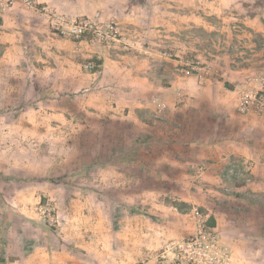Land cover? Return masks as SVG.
<instances>
[{
    "label": "crops",
    "instance_id": "crops-1",
    "mask_svg": "<svg viewBox=\"0 0 264 264\" xmlns=\"http://www.w3.org/2000/svg\"><path fill=\"white\" fill-rule=\"evenodd\" d=\"M37 1L116 19L131 47L58 34L22 4L0 17V264H158L145 254L192 233L199 205L237 264H263L234 210L264 207V115L238 113L234 82L264 67V0ZM200 57L221 80L180 71ZM57 135L96 158L41 161Z\"/></svg>",
    "mask_w": 264,
    "mask_h": 264
},
{
    "label": "built area",
    "instance_id": "built-area-1",
    "mask_svg": "<svg viewBox=\"0 0 264 264\" xmlns=\"http://www.w3.org/2000/svg\"><path fill=\"white\" fill-rule=\"evenodd\" d=\"M17 4H22L32 10L46 15L52 29L58 34L71 38L83 37L86 34L106 45L118 44L124 50L131 47L130 40L125 35L116 19L102 20L100 12L94 16L73 17L57 11L47 4L37 0H0V17ZM170 57L168 53H164ZM189 70L195 73L199 82H204L215 73L210 66L198 61L183 64L180 71L187 74ZM237 97V111L241 115H264V69L250 75L234 85ZM177 103L185 101L183 89H177L174 95ZM153 103L159 113L166 111V100L154 96ZM192 169L201 177L205 167L193 164ZM194 230L187 236L169 241L162 249L149 251L144 260H155L158 264H237L234 256L233 242L210 224V215L199 209L192 210Z\"/></svg>",
    "mask_w": 264,
    "mask_h": 264
},
{
    "label": "rangeland",
    "instance_id": "rangeland-1",
    "mask_svg": "<svg viewBox=\"0 0 264 264\" xmlns=\"http://www.w3.org/2000/svg\"><path fill=\"white\" fill-rule=\"evenodd\" d=\"M85 37L88 38H93L91 35L86 34ZM209 42V41H206ZM218 44H222L221 46L224 47L226 45V42L221 41ZM230 45H227V50L229 49V51L231 50H236V54L235 55V60L232 62L235 63H239L240 61L242 62H246L248 61L251 57L249 56V54L247 53L246 50L244 49H240L237 45L235 41H231L229 43ZM204 46V45H203ZM206 46V47H205ZM204 48H201L199 51V53H204V52H208L209 46L211 47V44H205ZM218 46V45H216ZM231 49V50H230ZM217 53H218V49H214ZM197 51V52H198ZM206 52V53H207ZM217 53H215V55H213V57L217 56ZM212 57V56H210ZM201 58V57H200ZM200 58H196V61H200V63H204L206 65H210V67L212 65H214L213 63H211L210 60H208V58L206 59H200ZM251 60V59H250ZM255 62L254 60H252V63ZM254 64V63H253ZM254 69V68H253ZM264 69V67L262 69L259 70H252L251 72H247L246 75L242 78H246L250 75H253L255 73H258L260 71H262ZM188 75H195V73L191 70H189V72L187 73ZM223 72H221V70H219L218 72H216L214 75H212L214 78H222ZM241 79V80H242ZM240 81V80H238ZM237 82V81H236ZM234 82V83H236ZM229 83V82H228ZM41 139H44L41 143L42 145V149L39 150L38 154L40 155V157L42 158L41 161H53L58 163H65V161L67 159L73 161V162H79V161H86L89 159H95V152H88L85 153L83 151H79V145H77V150H67V148H69V144L71 145L70 141L68 138L64 137V135H57L55 136V142L54 143H49L47 141V137H41ZM107 152L104 153V155H106ZM120 157L124 156L126 154V152L122 153L120 152ZM81 161V162H82ZM94 167V166H92ZM78 168H74V171H78ZM89 170V169H88ZM94 168L92 170H89L91 172H93ZM234 200L231 201V205L232 202ZM234 203V202H233ZM238 203V202H237ZM184 207V206H183ZM235 207V206H234ZM245 206L243 204V202L238 204V207L235 208V212H237L236 214V221L237 223L240 224V220L241 218H243V222H245V224L243 225L244 227H246L245 229H242V233L247 236L250 240V243H248L247 245V250H249V255H251L253 258L256 254H258V257L261 259V257L263 258V264H264V207H260V208H254L253 210L246 212L247 210L243 209ZM197 209H199L200 211H203L205 213H208V210L206 208H203L202 205H199L197 207ZM251 219V221H249L248 219ZM251 223L252 226L249 224Z\"/></svg>",
    "mask_w": 264,
    "mask_h": 264
},
{
    "label": "trees",
    "instance_id": "trees-1",
    "mask_svg": "<svg viewBox=\"0 0 264 264\" xmlns=\"http://www.w3.org/2000/svg\"><path fill=\"white\" fill-rule=\"evenodd\" d=\"M210 224L214 225V221H210Z\"/></svg>",
    "mask_w": 264,
    "mask_h": 264
}]
</instances>
